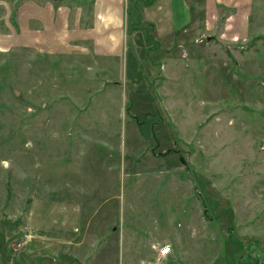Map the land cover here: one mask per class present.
Wrapping results in <instances>:
<instances>
[{"label":"rangeland","instance_id":"374dc122","mask_svg":"<svg viewBox=\"0 0 264 264\" xmlns=\"http://www.w3.org/2000/svg\"><path fill=\"white\" fill-rule=\"evenodd\" d=\"M252 22L180 41L168 78L153 42L137 66L0 51V264H152L153 243L164 264H264V0Z\"/></svg>","mask_w":264,"mask_h":264},{"label":"crops","instance_id":"0c3cea01","mask_svg":"<svg viewBox=\"0 0 264 264\" xmlns=\"http://www.w3.org/2000/svg\"><path fill=\"white\" fill-rule=\"evenodd\" d=\"M258 1L25 0L17 8L16 21L7 23L10 30L0 27V51L27 47L52 56H103L113 61L133 50L137 66L143 52L147 55L145 44L153 42L157 49L167 51L160 69L168 78L182 64L179 54L171 53L180 41H247ZM130 17L135 23L129 29ZM135 34L144 43L140 51L130 44ZM187 55L186 49L182 51L183 58ZM157 245L162 244H152L155 252Z\"/></svg>","mask_w":264,"mask_h":264},{"label":"built area","instance_id":"2783aa9c","mask_svg":"<svg viewBox=\"0 0 264 264\" xmlns=\"http://www.w3.org/2000/svg\"><path fill=\"white\" fill-rule=\"evenodd\" d=\"M156 256L152 264H164L167 256L172 251V245L169 243H164L162 245L155 246Z\"/></svg>","mask_w":264,"mask_h":264},{"label":"trees","instance_id":"16d2710c","mask_svg":"<svg viewBox=\"0 0 264 264\" xmlns=\"http://www.w3.org/2000/svg\"><path fill=\"white\" fill-rule=\"evenodd\" d=\"M153 1H154V0H145V3H146V4H150V3H152ZM131 109H132V100L129 99L128 102H127V104H126V110H127V113H128V114H132Z\"/></svg>","mask_w":264,"mask_h":264}]
</instances>
